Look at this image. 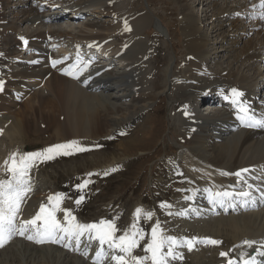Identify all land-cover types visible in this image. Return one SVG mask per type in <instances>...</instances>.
Instances as JSON below:
<instances>
[{
  "label": "bare ground",
  "instance_id": "1",
  "mask_svg": "<svg viewBox=\"0 0 264 264\" xmlns=\"http://www.w3.org/2000/svg\"><path fill=\"white\" fill-rule=\"evenodd\" d=\"M13 1L17 2L14 4V6H21V7L27 6L26 0H13ZM97 1H100V3H98L94 7H91L92 9L86 10L91 12L89 13V15L93 16L92 18H94V16L101 17L103 13H107L108 11L113 10L112 7H116V5H114L113 3L110 4L111 0H79L78 4L75 5L80 6V2H81V4H84L85 7L89 8V6L91 5L90 4L86 5L87 3L97 2ZM235 1L236 0H232L231 2L232 6H234L235 9L238 8L236 10H239L240 9L239 4L243 5L244 2L239 3V1L241 0L239 1L237 0L236 2ZM122 2L123 0H115L117 6L122 7L123 6V4H121ZM178 2L180 3L184 2L183 4H181L183 9L189 8L188 13H186L188 10L181 13L182 17H184L183 32L185 33V38H186L185 48L183 52L184 55L181 60L182 61L181 66L189 63L190 66L192 67L188 68L187 69L188 71L183 70V68L181 67L179 71H176L177 70L176 68L174 69L175 72L166 73L167 76L165 79H163L164 83L162 84L161 88L163 89V91L167 93L168 99H170L171 101L170 110L175 111L176 107L180 105L183 101H189V100L192 101V107H194V103L198 100L200 95V94L194 95V90L199 88L201 91L203 90L210 91L211 86H215V85L231 86L237 84L245 89L250 90L254 86H256V82L254 81L255 80L257 81L258 77L257 79L249 80L244 75L241 74L235 75L233 73H228L225 67L220 68L217 63L218 62L217 57L221 56L222 59L223 58L225 59L227 56V59L229 60L227 61L228 68L233 69V66H235L234 64H237L238 62L240 65H243L244 67L245 65L244 62H247L251 59L250 54L252 53L255 55L259 54V49L254 48L255 44L253 45V47H250L247 50L248 42L246 43L247 45L243 44V46L239 49L238 57L230 58V55L228 54L230 51H233L235 46L241 42L242 40V39L240 40L241 36L244 37L246 35H249L250 28L252 29V27L256 28L258 26V24L255 25V23L246 22L245 24V22L241 21L244 27L239 30H243V33L238 32L239 30L234 33L235 28L229 22L230 18L232 15H235V13L242 14L248 11V7L247 5H245L246 3L244 4L245 6H242V9L246 8L245 10H243V12L235 11L233 10L232 7H229L228 5L224 7L220 4V6L216 8V11H214V13L210 15V17L212 18L211 27L207 28L206 31H209V33L211 34V35L209 34L210 37L213 34V36H220V39L218 40L212 38L213 40H210V38H207L208 35L202 37L201 32H203L204 29L199 28L200 21L203 22L210 18L208 16V13H206L207 9H201L200 18H194L195 16L190 10L191 5L188 4V1L179 0ZM225 2L226 0H224V3ZM67 4L69 6L75 7V5H70V2H67ZM210 5L217 6V3H213ZM208 7L211 8L212 6H208ZM0 9L2 10V8ZM147 15L149 16V14ZM152 16L153 14H151L149 17L151 18ZM17 17L19 23L20 22L34 23V21L38 19L37 13H35L34 10L21 11V14ZM150 18L146 16L144 17V15H139L137 19L135 21L133 20L134 22L132 21L131 25L128 26L132 28L130 30L131 32L129 33H121V31L114 32L113 30H110L108 28L105 29V31L94 30L93 28L89 27L91 26L90 22H97L94 20H90L89 23H86L84 21L80 22V23H85L86 26L84 24V26L79 27L78 30H74L73 28L77 27L79 23L70 26L66 22L64 23L65 26L63 27H66L67 29L60 28L58 30L56 29L52 30L54 32L60 30L59 31L60 33L58 34L68 36L69 38L83 39V42H88L93 39L102 40L104 38H107L108 36H112L113 39H111L107 44H105V46L109 50H111L112 56L120 49L119 47H121L123 43L126 42L124 47H122L123 52L118 60L121 66L114 71H110V73H103L101 75V79H102L101 81H104L105 83L112 82L111 86L106 88L107 92L105 93L95 92L93 94H90L89 92L83 90L80 86H78L74 82L66 78L62 79L60 83L59 100L53 107V117L56 116L58 120L53 123L52 126L54 127L52 128V130L55 131V134H57V136L60 135L65 139L66 137L67 138L71 137L69 135L72 134L74 135L72 136V138L77 137V135H80L79 137L82 139H94L96 137H99L100 135L96 136V134H99L102 131L108 132L109 128H113L115 130L120 126L125 125L129 121H135L137 118H140V114L143 108H138V103L137 106H135L134 102L131 105L123 104L121 99L124 96L128 95L129 93H132L133 91L132 87H134L135 84H138L140 87L144 83H147L150 89L157 88V86L154 85L153 81H148L146 79V77L150 74V71L148 69L150 62L149 61L143 62L144 65L136 64L146 53L145 47L147 45V40L144 39V37L141 34V27L144 24H151L152 21ZM4 19L5 18L2 17V14L0 12V34L5 31L4 23H3ZM42 26L43 24H40L39 27L36 29H32V28L30 29L26 28L27 30L17 29L16 32L14 33H16L17 36L22 33L26 34L28 37L38 36L39 34H42L41 32L42 30L40 29ZM226 26H230L231 29L220 31L223 30ZM261 26H262L261 29L255 33L256 37H260L258 39V42L260 41L261 37L264 36V23H261ZM158 27L159 29H161L159 24ZM68 28H72V29H68ZM246 30L248 31L246 32ZM108 31H113L119 37L118 38L119 42L113 44V41L115 40V36L113 32L110 33ZM9 39L15 41L14 36H12V38ZM0 40H1V35H0ZM11 40L5 41L3 43L7 45L9 42H12ZM211 41H212L211 43L212 45L210 46L209 42ZM217 44L220 46H217ZM13 46H15V43ZM9 49L11 48L9 47ZM9 49L7 50L8 51L7 53L10 54ZM241 55H243V57H241ZM261 55H263L262 58L264 61V50ZM239 56L241 57V59ZM10 58L11 57H8L7 55V59L10 60ZM188 58L189 59L191 58L190 61H187ZM211 58L216 59V61L214 62L215 63L214 67L211 70H203L205 65H207L208 63V60H210ZM1 59L3 58L1 57ZM1 62L2 61L0 60V65L2 64ZM253 63H258L256 56L253 58L252 64ZM195 67L199 68L201 75H197L191 72L192 68ZM185 72H188L189 74L186 75ZM256 74L258 73L257 72L254 73V75ZM259 74H260L259 75L260 81L264 80V72ZM51 75L59 76L54 73ZM51 75L48 76L47 80H49ZM187 79H192V83L190 80ZM46 81L44 82L43 87L45 86ZM173 82L176 83L177 85L173 84ZM50 87L51 86L48 84L46 85V89L43 88L44 91H42L43 90L42 87L37 89V91L35 90L33 93L34 97L38 96V99L40 100L42 99L43 96L49 97L50 94L48 91ZM148 90H149L148 88L143 89L139 93V96L142 97L144 92ZM42 93L43 95H41ZM136 97L137 96L135 95V98ZM56 101L57 100H55L54 102ZM177 102L178 105L172 107V105ZM21 103L19 104V106L21 105ZM46 107H48V110H51V105ZM33 109L34 108L31 107L30 111H32ZM98 111L103 112L102 116L104 117H109L110 114L111 117H113V119L109 121L110 123L107 122L105 119L98 120L97 115L100 116ZM13 112L10 118V122H13V124L8 134L10 136L14 135L17 132V129L22 134L21 138L17 139L22 146L19 145L17 147L20 148L26 147V144L22 142V139H24L26 135L31 131L35 134H41V131L40 133L35 132L36 130L33 131L34 127L37 126V125L33 126L34 121L37 123L38 120H42L41 121V123L43 124L42 129L43 130L50 129L47 128L48 125L44 124L47 121V119L44 116L38 119L36 117L35 120L32 121L30 118H28L29 113L23 115L25 114L23 113L24 112L23 110H21L18 113H13ZM213 112L214 113H211L209 111V114L207 115L198 112L197 117L201 119L202 122V124L200 125H198L199 121L197 120H193V122L191 120V123L187 125L185 119L180 117L178 113H174V115L171 117L173 122L180 124V126H182L179 132H182L183 137L186 136L187 132L189 131L190 133H192L190 139L186 140L182 145L191 154V158L189 159L193 160L195 158V161L192 162V165H194L196 168L194 172L201 173V175L204 177V180L211 178L221 182L222 179L220 180V178L215 176L217 170L221 169L223 171L229 172L234 170V168L246 167V166L248 167L254 164L260 165V162L261 163L264 162V131L253 132V131L238 130L236 132L229 134L226 137H222L220 142H216L214 138L210 136V133L207 132L205 123L212 122L209 120L212 118L224 119L227 117V114L223 110L218 111V113L216 111ZM193 125H198L199 130L192 132L191 127H193ZM3 133H4V129H2V132L0 134V142L2 143L4 142L3 140H5V138L2 137ZM42 133H44V131ZM86 134H90L94 136L83 137V135ZM207 141L209 143H207ZM3 146L5 145L3 144ZM0 161L2 160L0 159ZM1 174L2 172H0V175ZM38 184L36 183V187H38ZM42 187H38V188H42ZM182 202L183 200L177 203H182ZM36 204H37V200L35 201V198L31 197L30 201L28 202V205H26V211L33 213V211L30 209H32ZM230 215L236 218L234 220L229 219L222 221L225 218L224 216L209 221H205L202 223V227H201L202 229H197V230H199V232L202 233L203 235H210V233H204L203 230L209 225L219 224L222 230L217 234H215V237L223 238V242L224 244H226V246H229L233 243L235 244V246L241 245V242L245 239L255 240L257 242L264 240V209L254 210L246 213H241L238 215H232V214ZM180 221L184 222L182 220ZM176 222H178V220H176L175 223ZM196 225L198 226V224ZM174 234H178V232L174 230ZM12 244H15L14 247H10V248L4 247L0 252L3 253V251H5L6 249H10L11 253L13 254V251L16 250L17 251V252L15 251L16 255L23 254L22 257L24 259V264H35L34 262L36 259H34V257H36L37 254L40 255L38 258L46 260L50 262V264H89L88 262H86V260L84 261L82 257L70 253L69 251L63 250L60 247L49 246V247H53V249L55 248L56 250H59V251H55V253L50 254L47 250L46 245L40 246L32 242L28 243L22 240L16 241L9 245ZM256 245L260 247L259 243H257ZM244 247L245 246L243 245H241L240 247H234L233 252H238V253L244 252ZM4 257H8V256H4ZM192 257L196 264H215L217 263V261H219L215 257L214 250H210V251L204 250L201 252L193 253ZM10 258L11 257H9V259Z\"/></svg>",
  "mask_w": 264,
  "mask_h": 264
},
{
  "label": "rangeland",
  "instance_id": "2",
  "mask_svg": "<svg viewBox=\"0 0 264 264\" xmlns=\"http://www.w3.org/2000/svg\"><path fill=\"white\" fill-rule=\"evenodd\" d=\"M74 1H76V2L75 3L70 2V5H75V4H78V2H79V0L78 1L74 0ZM178 1L177 0H138V4H130L127 7H126V3L123 4L122 7H124V8L119 9L122 12H117V13H120L121 15L127 14L128 12L135 13L137 10L140 11L139 9L144 10V9H142L143 6L147 7V10H145L144 13L141 14V15H144V17L146 16V17L150 18L149 16L151 14H153L152 11L157 12L158 15H156L154 13V15L150 18L152 21L151 22L152 26L151 25L146 26L148 24H144L141 27V34L142 35L144 33V30H145V33L143 35L144 39H146V38L152 39L151 40L152 43H154V45L158 47L157 50L154 51V57L156 58V60L151 61V62L157 63L156 68H154L155 73L152 76V78H150V79L154 80L157 77L156 78L157 86H159V84L161 82L162 73L164 70H165V74H166V73H170V72H175L174 69H176V68H177V70H179L182 67L183 70H187L188 68L192 67V66H190L189 63L182 65V66L180 65L182 56L184 55L183 52H184L185 41H186L185 33L183 32L184 31V29H183L184 17H182L181 13H183L187 10L188 11L186 13H188L189 8L183 9L181 4H183L184 2L180 3ZM187 1H188V4L191 5L190 10L192 11L193 15L195 16V17L193 16L194 18H200L201 9H207L206 13H208V16L210 17V15L212 13H214V11H216V8H218L220 6V4L224 7L228 5L229 7H232L233 10L238 11V12H243V10H245L246 8L242 9V6H245L248 4V0H241V1L238 0L239 3L244 2V4L245 3L246 4L245 5L239 4L240 9L236 10L238 8L235 9V7L232 6V3H231L232 0H226L225 3H224V0L223 1L222 0H220V1L219 0H212L213 2L211 0H196V2H195V0H187ZM15 3H17V2L13 1V0H0V8H2V10L0 9V12L2 14V17L5 18L4 19L5 31L0 34L1 35L0 47H2V48H0V50L3 51V53H6L5 55L6 56L8 55V57L13 56V53L15 52V49H14L15 46H13L15 42L9 38H12L13 33L16 32L17 29L18 30H27L26 28L30 29V27H28V26H30V24L29 23L26 24V22L25 23H23V22L19 23L17 16H19L21 14V11H25V10L31 11L32 9L29 10V8L27 6L26 7L14 6ZM64 3H67V2H64ZM98 3H100V1L89 2L86 5L90 4L91 6H89L88 9H92L91 7H94ZM213 3H217V6H214L215 4L210 5ZM110 4H112V2ZM205 4H208V5H205ZM180 5H181V7H180ZM208 6H212V7L210 8ZM148 9H150L151 11ZM147 14H149V16ZM106 16L108 17V14ZM131 16H133V15H131ZM223 17H225V16H223ZM154 20H157V21L155 22ZM211 20H212V18L210 17L206 21H203V22L200 21L199 22V28L204 29V31L201 32V35H202V37L205 35H208L207 38H210V40H213L212 38L219 40L220 36H213V34H212V36L210 37L211 34L209 33V31H206L207 28L211 27V23H212ZM106 21H107V23H105V21H102V22H90L89 21L91 23V26H89V27L93 28L94 30H104V31L107 28L110 30H114L110 26H113L116 29L117 24L112 19L110 20L108 18V20H106ZM241 21L242 20H234V19L230 18L229 22L235 28L234 33L236 31H238L239 29L244 27L242 25ZM89 22H86V23H89ZM157 22L162 24L163 30H158L159 29V27H158L159 23H157ZM93 23H95V24H93ZM84 24L85 23H79L78 26L73 28V29L78 30L79 27L84 26ZM245 24H246V22H245ZM68 25H69V23H68ZM63 26H65L64 23H63L61 28H66ZM85 26H86V24H85ZM38 27L39 26H37V27L33 26L31 28L36 29ZM144 27H145V29H144ZM261 27L262 26L260 23V25H258L256 28L255 27H252V29L250 28L249 35H246L243 37V36H241L242 35L241 34L240 35L241 36L240 40L242 39L241 42L235 46L233 51H230L228 53L230 55V58H236V57H238L239 49L243 46V44L244 45L248 44L247 50L250 47H253V45L255 44L254 48L259 49L258 55H255L253 53L250 54L251 59L247 62H244V64H245L244 67H243V65H240L238 62L237 64H234L235 66H233V69H230L227 67V61H229L227 59V56L225 59L224 58L222 59L220 56V57H217L218 66L220 68L225 67V69L228 71V73H233L235 75L236 74L244 75L249 80L257 79V77H258L257 81L255 80L254 82H256V84L260 83L261 81L259 79V75H260L259 73L264 72V69H263L264 63H262V62H264L263 58H262L263 55H261L263 50H264V36L261 37L260 41L258 42V39L260 37H256L255 33L258 30H260ZM68 29H72V28H68ZM226 29H231V27L226 26L223 30H220V31H224ZM247 31L248 30H246V32ZM108 32L112 33L113 31H108ZM158 32L161 33L163 36H160L158 34ZM238 32L243 33V30H239ZM145 36H146V38H145ZM9 40H11L13 43L9 42L7 44L8 46L5 43H3L5 41H9ZM211 43H212V41L209 42L210 46L212 45ZM213 45H215V44H213ZM217 46H220V45L217 44ZM9 47L11 49H9ZM8 49L10 51V54L7 53ZM16 53H14V54H16ZM259 55H261V56H259ZM255 56H256L258 63L252 64L253 58ZM1 57H2V55H1ZM241 57H243V55H241ZM241 57H240V59H241ZM170 59H173L172 63H168ZM0 60L2 61L1 62L2 64H4V62H7L6 63L7 66L10 63V62H8L9 61L8 59H0ZM173 61H174V63H173ZM215 61H216V59L211 58L210 61H208V66L210 67V69H205V67H204L203 70H211L215 65V63H214ZM248 62L251 64H249ZM172 67H173V69H172ZM256 72L258 74L254 75V73H256ZM166 76L167 75H165L163 79H165ZM62 79H63V77L51 75L49 80L46 81L45 86L42 87V89L43 88L46 89V85L49 84L51 86L49 91H48L50 94L49 97L43 96L42 99L40 100V99H38L37 95H36L37 97H34V95H33L34 92H32L28 96V98L21 103L19 108L14 110L13 113H18L21 110H23L24 111L23 113H25L23 115H26L29 113L28 118H30L32 121H34L36 117L38 119V118H41L42 116H44L47 119V121H46L47 123L45 122L44 124L48 125L47 128H50V129H47V130L44 129L43 130L42 129L43 124L41 123L42 120H38L37 123L34 121L33 126L37 125L39 127L35 126L33 131L36 130L35 132H37V133H40V131H41V133H42L43 131L46 132L48 130H52V128L54 127V126H52L53 123L58 120L56 116L53 117V107L59 100L60 83H61ZM42 91H44V89ZM137 93L135 94L136 96L138 95ZM41 95H43V93ZM39 97H41V96H39ZM151 97L152 98H149V100L146 99L144 101H142L143 100V98H142L140 101V105L143 107H146L145 106L146 103L151 102V104H152L151 106H153L154 109H156V106L159 105V108L155 111L157 118L148 119L146 121L145 125H143L142 128L138 127L127 140H124L122 142L123 144L120 143V145H118V143H115V144L108 145V147L102 151L103 154H100V152H99L97 154H93L90 156H84L82 158H76L74 160H71L72 162L67 161V163L56 165V166H53L52 168H45V171H46L45 176L47 177V179L54 181L57 185V182H60V180H64V179L70 177L71 172H72L71 175H73L75 172H81L82 173V172H84L86 167H90L92 164L104 162L106 160H109L112 157H117L118 160H123V158H125L124 156L138 154V153H140V151L142 149L149 148L151 150V152L149 153V157L147 159H145L143 162L139 163L138 165H135V166L129 168L125 174L113 176L110 180H108L107 186L105 187V189L102 192V194L100 195V197L97 198V200L102 199V200H110L111 201L112 199L116 198L118 192H123L128 188V184L132 181V179L136 176V174L138 176L143 177V183L141 186L146 187L147 183L151 182L156 174H159V167L157 164H158V162H160L159 161V155L161 153L172 152V153L180 154V148H178L176 143H177V138L179 137L178 136L179 130H181V127H182V126H179L176 129L177 132L172 133V126H177V123L172 122V126L170 125V122L168 120L169 110H170V105H169L170 101L167 99L166 95L162 91L160 93H157L156 95H153V92H152ZM127 98H129V97H127ZM135 99H136L135 96H133V97L130 96L129 102L126 100L125 101L123 100V102H128L127 105H131V104H133V102H135L134 101ZM55 100H57V101L54 102ZM50 105H51V110H48V107H46V106H50ZM31 107L34 108L32 111H30ZM98 113L100 114V116L97 115L98 120L105 119L107 122H109L111 119H113V117H111L110 114H109V117H104V116H102L103 112L98 111ZM12 124H13V122H10L6 128H3L4 133L2 134V137H4L6 141L3 140L4 141L3 143L0 142V159L2 156H4L7 149L16 147L15 142L18 143L17 139L21 138L22 134L19 132L18 129L14 135L10 136L8 134V132L11 130ZM158 128H159V133H161V136L156 141H153V139H151V138L155 134V132ZM112 130H114V129L109 128L108 132L102 131L101 133L96 134V136L109 134V133H111ZM53 133H54V130L51 131L50 137H52V136L57 137V134H53ZM33 135H35V133H33L31 131L26 136L30 137ZM69 136L72 137L74 135L70 134ZM79 136L80 135H77V137H79ZM87 136H94V135H90V134L83 135V137H87ZM169 136H171L173 138L174 145L171 144L169 140H167V138ZM58 137H62V136L58 135ZM62 138L64 139V137H62ZM98 138L99 137H96L94 139H98ZM207 143H209V142L207 141ZM3 144L5 146H3ZM116 145H118L120 148L115 149ZM182 147H183V145H182ZM86 159H88V161H86ZM2 163L3 162L0 161V164H2ZM144 166L146 167L148 172H146V170L144 168H142ZM198 166H200V165H198ZM192 175H194L196 177H200L201 180H204V177L201 175V173L194 172V173H192ZM36 183L37 184L40 183V184H38V187H42V185H43V187L40 188V191H42V189L48 188V184L45 183V180L41 179V176L37 179ZM169 188H172V187L171 186L168 187V183H166V182L163 185L158 186L159 191H161L163 189H169ZM132 199H133V196L126 198V200H129V203L131 201H137V200H132ZM175 201L181 202V199L178 198ZM97 204H98V202H94V203H92L91 208L87 209L86 211H83L81 214L82 218H88V219L94 218V213L92 212L91 209H93V211H95L97 209ZM235 218L236 217L229 215V216H225L224 219L223 218H221V219H223L222 221H224V220H229V219L234 220ZM185 223H187V222H185ZM184 225H185L184 222L178 221V222L174 223V226H175L174 230L176 232L183 231L182 227ZM221 230H222V228L220 227L219 224H217V225L207 226L203 230V232L204 233H210V235L215 237V234H217ZM197 231H199V230H197ZM16 241H21V240H16ZM16 241H14V242H16ZM14 242H12V243H14ZM14 245L15 244L6 246V248L7 247H9V248L14 247ZM46 247H47V250L50 254L55 253V251H59V250H56L55 248L53 249V247H49V246H46ZM8 250H10V249H6L5 251H3V253L0 252V264H24V259L22 257L23 254H17L16 255V252H17L16 250H14L13 254H12L11 250L10 251H8ZM214 252H215V256H216L217 250L215 249ZM4 256H8V257H4ZM39 256L40 255L37 254L36 257H34V259H36L34 262L35 264H50V262L43 260L41 258H38ZM9 257H11V258L9 259Z\"/></svg>",
  "mask_w": 264,
  "mask_h": 264
},
{
  "label": "snow or ice",
  "instance_id": "3",
  "mask_svg": "<svg viewBox=\"0 0 264 264\" xmlns=\"http://www.w3.org/2000/svg\"><path fill=\"white\" fill-rule=\"evenodd\" d=\"M254 10L253 18L264 20V0H259L258 4L252 5ZM258 9V11H256ZM125 30L131 29L125 24ZM21 40L27 44L24 37ZM60 61L53 60V67ZM88 65L82 61L77 55V61L71 64L67 69L62 71L65 74L78 78L80 74L87 69ZM4 81L0 80V90H3ZM244 93L237 88L230 89V95L225 99H230L237 108L238 119L242 125L249 128H264V113L259 116L251 109L250 105L242 99ZM185 115H189L187 106H185ZM96 147H100L97 145ZM89 149L79 141L72 140L64 143L50 145L41 151L36 152H18L14 151L0 164V172L4 173L0 176V247L4 246L14 236L26 237L28 240L36 243H57L62 244L66 248H73L85 257L88 256V246L92 242H97L98 247L92 257L93 264H105L106 261L111 264H171L172 261L182 259V253L178 251L181 247H187L189 251L200 243L204 245H220L222 241L211 237H175L167 235L161 227L159 220L152 225L150 233H146L144 228L140 227L139 221L151 220L154 213L137 207L133 212V222L122 232L117 227L116 221L118 217L111 219L101 218L99 221L84 223L80 222L73 214L72 209L63 208V202L67 198V194L56 192L47 197V202L41 203L38 211L29 219H21L20 213L22 205L26 202L29 194L32 192V181L30 172L41 162L52 160L60 155H72L75 153L85 152ZM116 168L108 169L103 173H87V177L93 175L107 176L109 172L116 171ZM249 169L242 168L235 173L222 172V175H234L237 177V184L244 183L246 190L241 191H208L209 203L215 208L217 205L224 207H236V201H240L241 207L249 204H255L256 198L251 191L252 185L247 184L244 176ZM92 181L83 179L81 183L75 185L80 192L79 197L74 201L77 208L85 200L84 189ZM234 187V186H233ZM192 196H186L185 199H192ZM261 200L264 201V191H261ZM161 208H171L172 205L167 202H161ZM194 209H185L176 215H187L188 211ZM63 212V221L57 218V213ZM169 215L173 213L169 212ZM118 232L121 234L117 235ZM147 242L143 244L144 255H134V250L140 247L141 241ZM87 238L89 245L81 249L82 238ZM259 243L260 247L255 249L256 254L264 257V240L259 242L255 240L245 239L241 245L252 248ZM236 245L234 247H240ZM166 249V251H165ZM228 252H221V257H227V264H264V261H258L256 255H250L245 252L239 254V259L230 257Z\"/></svg>",
  "mask_w": 264,
  "mask_h": 264
}]
</instances>
